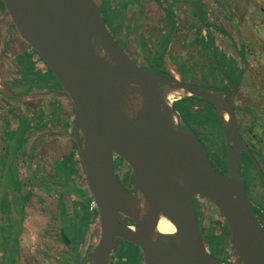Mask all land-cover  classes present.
<instances>
[{
	"label": "water",
	"instance_id": "obj_1",
	"mask_svg": "<svg viewBox=\"0 0 264 264\" xmlns=\"http://www.w3.org/2000/svg\"><path fill=\"white\" fill-rule=\"evenodd\" d=\"M0 1L73 106V139L100 223L84 264H105L117 239L139 247L144 264H228L199 235L196 197L212 203L226 221L231 264H264V219L244 188L242 152L264 176L240 132L234 84L228 95L141 66L111 34L95 0ZM184 98L202 99L219 117L224 173L175 109L173 103ZM115 157L133 171L132 192L115 174ZM161 218L173 232L158 229ZM60 234L68 244L63 229Z\"/></svg>",
	"mask_w": 264,
	"mask_h": 264
},
{
	"label": "rangeland",
	"instance_id": "obj_2",
	"mask_svg": "<svg viewBox=\"0 0 264 264\" xmlns=\"http://www.w3.org/2000/svg\"><path fill=\"white\" fill-rule=\"evenodd\" d=\"M130 1L136 3L134 0ZM166 1L168 4V7L164 10L166 16H164L161 24L157 27L161 28V31L158 43L153 45V53H148L142 48L144 43L152 42L144 32L138 35L140 40L138 39L134 42H131L129 39L126 42L125 38L127 36L118 35L121 26L122 29L124 27L127 30H138L137 27L140 24L136 22L134 17L126 19L128 0H102L99 6L111 34L129 55H131V45L142 48L141 53L147 56L144 55L146 59L138 62L145 68L165 73V64H171L183 75L182 79L184 82L194 85H206L210 83V80L215 85L218 79L226 82L228 77L236 81L239 85L241 75L245 73L244 78L248 84L249 91L246 89L243 92L239 91L236 99L238 105L236 111L237 119L240 123L245 122V128L251 118L239 106L241 102L244 103L241 100L242 94L245 97L249 95L247 99H258L264 104V0L228 1V13L233 14V16L231 15L232 20L225 21V19L222 20V17L218 16V21H216L214 24L215 27L213 28L216 32L214 36L216 42L214 44L211 41L199 43L198 39H196L198 35L195 28L187 23L186 19L182 18L181 15L186 14L188 15L187 19L189 18L192 21V25H196L198 19L196 20L193 16V6L189 7L187 3H181L182 0ZM198 2L199 0H195L192 3L197 7ZM220 3H224V5L222 4L223 6L226 4V2L222 1H219ZM136 4L137 6L139 5V3ZM209 7L212 8L211 6ZM203 18H200V21L198 20L200 24L204 22ZM176 21L178 25H176ZM133 22L136 23L135 27L133 26ZM208 27L211 28L210 25ZM140 28L139 30H141ZM236 28L239 32L238 37L236 36ZM185 29L186 33H184ZM176 31H179L177 34L179 37L178 40L180 42L184 40L188 45H185L179 57L176 58V63H170L171 57H167L168 46L174 40ZM192 39L195 41H191ZM224 43L227 45L224 46ZM28 48V44L20 38L15 27L12 26L6 10L2 8L0 3V209L3 210L2 218L4 222L6 219L5 215L9 209L13 210L16 215V219L12 225H7L6 235L3 239L5 247L13 251L16 247L14 241L23 214L20 204L22 200L19 201L22 198L19 197L22 182L16 175V170L23 178H25L24 176L29 171L33 173L35 170L39 171L38 174L52 177L54 174L52 166L55 159L66 155L73 148L72 137L69 133L65 135L62 128L56 127L42 130L35 125L37 110L40 108L47 110L49 103L45 101L49 98L42 100L43 97L40 96V93L44 92V90H36L33 85H36L35 82L38 79H47L50 76L47 74V68ZM25 50H28L27 53L22 55ZM18 55L21 56L22 60L18 58ZM246 56L248 59L247 62L244 58ZM192 60H194V63ZM210 64L215 67H212ZM245 65L246 67H244ZM62 95L68 99L67 96ZM195 102L194 99L184 98L175 101L173 105L183 121L188 126L197 130L202 141L206 144L208 142L211 149L214 150L213 159L215 161L219 153L223 152L220 151L222 149L221 140L223 138L221 121L212 107ZM68 105L69 107L71 106V104ZM262 111V115H264V110ZM45 115L47 116L46 112ZM23 116L31 120L30 123H26L23 120ZM51 125L53 123L49 124V126ZM254 126L255 138L258 140L262 133L259 130L261 124H255ZM26 131L28 133V139L26 136L27 133H25ZM115 165L120 176V181L125 187H128L130 185V167L119 158H115ZM250 167L253 170L255 168L252 165ZM217 168L218 171H222L221 167L218 166ZM60 170L67 178L73 176L72 169L66 163L61 164ZM43 179L46 180L45 177ZM69 180L71 179L68 178ZM40 182L43 181L41 180ZM71 185L73 186L70 189L75 190L73 187L76 184L72 183ZM249 185L250 182L248 180L247 190L249 195L251 197L254 196L256 201L264 208L263 179L262 181L259 179L256 189H253L254 191ZM23 188L26 193L27 200L25 205L28 211L25 223L27 225L30 224L32 228H30L32 230L30 234L33 235L34 240H44L46 234H53L54 239H56L55 256L56 258L58 256V260L54 258V264H72L71 259L65 258L67 256L61 254L62 252H66L69 256L67 249L59 242L58 228L60 227V222L63 224L66 223L64 225L66 227L65 233L71 242V249L73 252H77V249L81 247V239H83L81 237L83 229L85 228L84 226L86 225L85 217L83 216L84 218L81 221L79 220L75 224L76 226H73L69 221L65 222V217L61 211L62 209L58 207L57 194H52L51 196L40 194V191L37 190L35 185L27 179L24 180ZM39 195H42L44 198ZM76 197V195H72L66 198V203L72 211V215L75 209L71 206V201ZM201 201L203 204L199 209V217L203 233H210L212 230L219 232L224 227L226 228L224 219L216 207L208 200L201 199ZM90 210L93 217L96 218V221L88 229L87 241L83 244L82 255L86 256L89 255L100 236V223L97 211L92 205L90 206ZM34 221L36 222L34 223ZM33 223L34 225H32ZM210 226L214 228L209 229ZM118 241H116L115 245L116 252L106 264H117L116 260L119 261L118 264H141L139 262L141 259L140 251L125 242L119 243ZM29 244H31L29 251L36 249V242L30 241ZM214 245V251L221 254V248H219L221 247L220 242ZM226 248L228 251H231L229 237L226 238ZM230 256L231 259L234 257L232 251ZM36 264L45 263L43 259L38 258ZM75 264L81 263L76 261Z\"/></svg>",
	"mask_w": 264,
	"mask_h": 264
},
{
	"label": "flooded vegetation",
	"instance_id": "obj_3",
	"mask_svg": "<svg viewBox=\"0 0 264 264\" xmlns=\"http://www.w3.org/2000/svg\"><path fill=\"white\" fill-rule=\"evenodd\" d=\"M2 8L5 9V7L3 5H2ZM204 10H205V3H204V0H203L201 12H200V18H203V16H204ZM196 12H197V7L194 6L193 7V16L197 20L198 18H196ZM201 14H203L202 17H201ZM203 20H204V18H203ZM203 23H204V25L207 24V23H205V20H204ZM207 25H205V26H207ZM12 26L14 27L13 24H12ZM207 27H206V29H207ZM208 29H209V27H208ZM208 33L211 36L210 37V40L213 43L214 42V36L211 35V32H208ZM238 33L239 32L237 31V35H236L237 37H238ZM117 39H118V37H117ZM28 47H29V45H28ZM135 48L136 47L133 46V45H131V47H130V49H131L130 50L131 51V55H130L131 58H133L137 62L138 61H142V59H139V57H137V55L134 54L135 53L134 52L135 51L134 50ZM28 50H31L39 58V56L37 55V53L34 52V50H32L31 47H29ZM28 50H25L24 53L26 54ZM22 55H24V54H22ZM20 59H21V56H20ZM39 61L48 70V67L42 61L41 58H39ZM165 73H163V74H165ZM167 74H169V73H167ZM179 80L184 81L182 78H180ZM217 81L218 82L215 85H213V83H212L213 81L210 80V83H207L206 85H202V86H209V87H212V88H215V89L224 91L228 95H231L232 89H233V84H234L235 87H236V92H235V98H234L233 105H234V109H235V113H236L237 108H238V105L236 103V99H237V93L239 92V89H240L239 88L240 87V84L238 85L236 83V81H234L233 79H230L229 77L227 78L226 82H222L220 79H218ZM50 83H53V82H50ZM57 89L59 91H61L62 94H64L65 96H67L66 93L62 89H59V88H57ZM67 98L69 99V97H67ZM194 100L196 101L195 103H201L202 105H207V106H210L211 107V105L209 103L204 102L202 99H194ZM256 100H258V99L252 98L251 100L248 99V101L244 100V103L241 102V105L239 104V106H241L242 111L246 115L250 116L251 119H250L249 123L247 124V126L245 128H244L245 122L244 123H240L238 121V123H239V128H240V132H241V135L243 137V140H244L245 144L247 145L250 153L254 157L255 161L257 162V165H258L259 170L261 171V173L264 176V118H263L264 115H262V113H263L262 110H264V104L261 101H259V100L256 101ZM69 101H70V99H69ZM70 103H71V101H70ZM236 116H237V114H236ZM45 118L46 117L42 113H40V112L38 113V111H37L36 123H35L36 127L40 128L41 125H42V127L43 126L46 127V125H48V122H47V119H45ZM259 123L261 124V126H259V130H261L262 133H261L260 137L257 140L255 138L256 137V133L254 131V129H255V126L254 125L255 124L260 125ZM190 128L193 130V132L199 138V140L202 142V144L205 146V148H207L208 153H209V156H210V160L214 164L215 168L218 170V168L216 167V165L214 163V159H213L214 150L211 149V147L209 146L208 142L206 144L204 141H202V139L198 135V132H197V130L195 128H193V127H190ZM71 132H72V127H71ZM115 158L117 159L119 157H115ZM248 160H250V162H252V164L254 165V167H255L256 170H253L250 167L251 163ZM77 161H78V164L80 165V169H81L80 172H81L82 185L85 187L84 191L83 190L82 191L79 190L78 189V186L76 185L75 188H77V191L70 192V189H69V187H71L69 185V181L70 180L68 181V184L66 186L67 187L66 189H58V187H57L58 185L55 182H53V181H55L57 179L56 178V175H55V172H54V174H53L52 177H48V176H45V175H42V174H38L39 173L38 170H35V172H33V173L29 171V173H27V175L24 176L25 178H23V177H21L18 174V172L16 170V175L19 177V179L22 182L21 189L19 191V194H20L19 197H22V198L19 199V201L22 200V203L20 202V204L22 206L21 207V210H22L23 214H22V218L20 219V227H19L18 233L16 234L15 241H14L16 247H15V250L13 251V250H9L8 248L5 247V245L3 244V239L5 238V235H6L5 231H6L7 225H12L13 221L16 219V215L14 214V211L13 210L9 209L8 213H6V215H5V218L6 219H5V222H4V220L2 218V214H3L2 211L3 210L0 209V223H1V225H0V252H2V255H3V256H0V264H36V262H38V258L43 259V262L45 264H54L55 263V260H58L57 259L58 256H57V258L55 256V253H56L55 252L56 251V249H55L56 248V239H54L55 237H54L53 234L52 235H50L49 233L46 234V238L44 240L37 239L36 240V244H37L36 245V249H32L30 251L28 249L26 252L20 249L21 248L20 247L21 237H23V238L24 237H27L28 233H32V232L29 231L28 228H25L24 227V224H23L25 222V220H26L27 212H28L27 211V206L25 205V202H26L27 198H26V193L24 192V188H23V186H24V180L27 179L28 181L32 182L33 185H35V187L37 188V190H39L40 193H43L44 195L51 196L52 194H57L58 195V207L62 209L61 211L63 212V216L65 217L64 218L65 219V222L69 221L70 223L71 222L78 223L79 220L81 221V217L80 218L76 217L75 212H73V215H72L71 214L72 211L68 208V205L66 203V198H69L70 197V193H73L74 196L76 195L78 198L76 197V198L72 199L71 206L72 205L73 206L74 205H77L78 206L77 209H82V207L84 208L85 205H86V197L88 196L87 195V192L89 191L88 183H87V180H86L84 171L82 169L80 156H77ZM114 169H115V174H116L117 178L119 179L120 176H119V174L117 172V167L115 165V159H114ZM130 169H131V167H130ZM219 172L224 173L225 171H219ZM247 175H249L248 178H247ZM43 177H45L46 180H44ZM75 178H74L75 181H73V182L76 184V181L78 182L79 179L77 180ZM259 179H260V181H262V177H261V175H260L257 167L255 166L254 162L252 161V159L247 154H245L244 152H242V180H243V183H244V188H245V191H246L248 197L251 199V207H252V209L255 212L259 213V218H260V220H262V219H264V213H263L264 208H263V206L261 204L258 203V201H256V199L254 198V196L251 197L249 195L248 190H247L248 180L250 182L249 187L251 186V189L253 190V189H256V186L259 183ZM41 180L43 182H40ZM119 181H120V179H119ZM128 187H126V188L130 192H132L133 189H134V178H133V171H132V169H131V175H130V185H128ZM90 195H91V193H90ZM42 198H44V197H42ZM91 198H92V196H91ZM201 199L206 200V199H204L202 197H196L194 199L196 222H197V227H198L199 235H200L201 239L203 240L204 244L207 246L209 252L213 256L218 257V258L223 259V260H225L226 258H228L225 261L228 264H231L232 261H233V258H234L233 257L231 259V256H230V253L232 251L231 246H230L231 251H228L227 248H226V245H224V247H223L224 249L222 250V252H220L221 254L216 253L214 251V249L212 248V246L210 245V243L207 241L208 232L207 233H203V230L201 228V221H200V217H199V209L201 208V206L203 204L202 201H201ZM72 202H73V204H72ZM91 203H92V201L90 202L89 207L91 206ZM64 206H65V208L67 207V209H63ZM80 212H81V214L79 213L80 216H82V215L84 216V213H82L81 210H80ZM91 215H92V213H91ZM120 220L122 222L128 221L127 218H122V217H120ZM58 222H60V221H58ZM224 222H225V226H226L227 230L229 231V227H228V225H227V223H226L225 220H224ZM60 223H61L60 224V227L58 228L59 242L62 244L63 247H65L67 249V252L69 253V256L67 255L66 252H62L61 254H63V256H67L65 258L71 259L72 264H75L76 261L78 263H82L83 260L86 261L87 260V257L89 255L88 256L82 255V248H83V244L87 241V231L88 230L86 231L85 236L82 239L81 247L79 249H77V252L76 251L73 252V250L71 249V242L69 241V243L66 244L64 242L63 238L61 237V234H60V229H63V231L65 232V228L66 227L64 225L66 223L65 224H63L62 222H60ZM128 223L132 224V221L129 220ZM49 226H50V224H49ZM211 227L212 226H210L209 229ZM226 228L224 227L223 229L226 231ZM43 237H44V234H43ZM7 238H8V236H7ZM116 241H118L119 243L125 242L126 244H129L132 247H134V246L137 247L135 244H133L131 242H128L126 240H123V239H117ZM116 241H115V244H114V248L112 250V253L109 256V258L106 261V263H108V261L111 258V256L116 252V249H115ZM229 243H230V240H229ZM225 244H226V242H225ZM131 246H130V248H132ZM136 249H138V251H140L139 247H137ZM140 255H141V259H140L139 262L141 264H144V260H143L141 251H140ZM54 258H55V260H54ZM85 261H84V263H85ZM116 261H117V264H118L119 261L118 260H116Z\"/></svg>",
	"mask_w": 264,
	"mask_h": 264
},
{
	"label": "crops",
	"instance_id": "obj_4",
	"mask_svg": "<svg viewBox=\"0 0 264 264\" xmlns=\"http://www.w3.org/2000/svg\"><path fill=\"white\" fill-rule=\"evenodd\" d=\"M98 4L101 3L102 0H95ZM115 1V0H114ZM136 1V3H139V5L137 6V4L135 2H131L130 0H128V7H127V12H126V19H131V18H135L136 22L140 23L139 26L137 27L138 30L134 29V30H127L122 26L119 28V32L118 35L120 36H127L126 41L129 39L131 42L133 41H137L138 35L142 34V32L145 33V35L147 37H149V40L152 42L149 43H144L143 45V49L148 52V53H153V45H156L159 41V34H160V29L161 28H157L159 27V24H161V20L164 18V16H166L165 14V8L168 7L167 5V1L166 0H134ZM195 0H182L181 3H187L189 7H194L195 5L192 3ZM219 1L222 2H226L225 6L224 3H220ZM228 1L230 2L231 0H204L205 3V10H204V20L205 22L211 26V28L206 29V26L204 24H200L197 20L196 25H192V21L188 18L186 14H182V18L186 19L187 23H189L192 27L195 28V31L197 33L198 36H196V39H198L199 43H205V42H210V35L208 32H211V35L215 36V30L213 29L215 27V23L216 21H218V16L222 17V20L225 19V21H229L232 20V16L233 14H229L228 12V7L229 4ZM143 3V4H141ZM223 4V5H222ZM140 6V7H139ZM209 6H211L212 8H210ZM222 6V7H221ZM227 11V13H226ZM231 11V10H230ZM250 12V11H248ZM232 15V16H231ZM210 16V17H209ZM235 22V20H234ZM133 26H136V23L133 22ZM127 25H129L127 23ZM176 25H178L177 21H176ZM139 27H141L139 30ZM183 30V29H182ZM237 30V28H236ZM238 31V30H237ZM166 32V30H165ZM179 32V31H178ZM178 32H175V38L173 41H171L169 43V49H168V54L167 57L170 58V63H176V58L179 57V54L181 53V51L183 50V48L185 47V45L188 43L185 42L184 40H182L181 42L178 40ZM184 33H186V29L184 30ZM134 36V37H133ZM137 36V37H136ZM212 36V37H213ZM140 40V39H139ZM224 40V39H222ZM191 41H195V40H191ZM214 42H216V39L214 37ZM213 42V44H214ZM208 44V43H207ZM224 46H226L227 44L224 43ZM206 46V44H205ZM142 48L140 46L136 47L134 50V54H136L139 59H146L144 55L146 54H142ZM22 54H25L24 52ZM147 56V55H146ZM18 58H20V56L18 55ZM199 58V57H198ZM245 61L247 62V56L244 57ZM192 62L194 63V60H192ZM139 63V62H137ZM166 65V73H169L170 75H172L173 77H175L176 79H180L182 78V74H180V72H178V70H176V68L174 66H172L171 64H165ZM207 65V64H206ZM212 67H215L214 65L210 64ZM246 67V65L244 66ZM195 74H196V68H195ZM243 75V76H242ZM241 78H240V92H243L245 89L247 91L248 90V84L245 81V73H242ZM246 82V83H245ZM50 87H44L42 89L40 88H36V90H40L44 92L40 93V96L43 97L42 100L46 99L45 102L49 103V108L47 110L44 109H38V113H42L47 119L48 125H46V127H42V125L40 126V129H50V128H62L63 132L65 133V135H67L68 133L71 136V127L73 124V107L72 104L68 101V99L64 98L62 95V92L59 91L56 86H52V83H49ZM48 88V89H47ZM246 92V91H245ZM45 93V94H43ZM49 95V96H48ZM248 96L246 95V97L244 96V94H242V98L241 100L244 102V100L248 101ZM244 99V100H243ZM68 104H71V106L69 107ZM45 112L47 113V116L45 115ZM25 116H23V120ZM54 120V121H53ZM53 123V125L49 126V124ZM29 127V125H28ZM29 129V128H28ZM27 133V131L25 132ZM52 133V132H50ZM27 139H28V133L26 134ZM77 151L74 149V146L72 149H70L68 151V153L66 155H62L59 158L55 159V161L53 162V171L56 172L57 171V167L55 166L57 163L61 162H65V158H69L71 159V168L73 167L74 170L72 171L73 176H71V180L69 181V185H71L72 183H74V176L76 177L75 179H79L78 182L76 181V185L78 186L79 190H83L85 189V187L82 185V180H81V169H80V165L78 164L77 161ZM58 172H61L60 168L58 169ZM75 173V174H74ZM79 183V184H78ZM70 188V187H69ZM75 188V187H73ZM77 191V188L74 189H70V192H75ZM43 194V193H40ZM74 195L73 193H70V196ZM40 197H42V195H39ZM73 204V202H72ZM73 206V205H72ZM63 209H67V207L65 208V206L63 207ZM73 209H75L73 207ZM81 214V212H79ZM96 221V218L93 217V214L90 216V224L88 226V229L91 228L94 224V222ZM36 221H34L35 223ZM31 223V222H30ZM34 223L32 225H34ZM25 228H28L30 232H32V230H30V224L27 225L25 222L23 223ZM1 225V223H0ZM32 229V228H31ZM31 242H36V240H34L33 235H30V233H28L27 237H21V243H20V249L23 251H27L29 249V246H31V244H29ZM31 249V248H30ZM22 252V251H21ZM0 256L2 255V252H0Z\"/></svg>",
	"mask_w": 264,
	"mask_h": 264
},
{
	"label": "trees",
	"instance_id": "obj_5",
	"mask_svg": "<svg viewBox=\"0 0 264 264\" xmlns=\"http://www.w3.org/2000/svg\"><path fill=\"white\" fill-rule=\"evenodd\" d=\"M1 2V1H0ZM1 4L3 5V3L1 2ZM4 6V5H3ZM202 15L203 14H201V17H202ZM200 21V20H199ZM205 25H207V24H205ZM208 26V25H207ZM206 26V27H207ZM32 49V48H31ZM33 50V49H32ZM35 52V51H34ZM25 55V54H24ZM40 58V57H39ZM47 74L50 76V77H47V79H43V78H40V79H38L35 83H36V85H33V87L34 88H40V89H42V88H44V87H50V85H49V83L50 82H53L52 84V86H56V88H59V89H62L61 88V86L58 84V82L56 81V79L54 78V76L52 75V73L50 72V70L48 69V71H47ZM239 83H240V80H239ZM48 89V88H47ZM68 97V96H67ZM25 119H24V121L26 122V123H30V120L28 119H26V117H24ZM71 137H72V141H73V146H74V148L76 149V151H77V155L79 156V152H78V150H77V146H76V143H75V141H74V139H73V135H72V132H71ZM223 137V136H222ZM221 142H222V149L220 150V151H223V152H220L219 153V155L217 156L218 158H215V161H214V163H215V165H216V167H221L222 168V171H225L226 170V162H225V147H224V140H223V138H222V140H221ZM120 159V158H119ZM65 162H59V163H57L55 166L57 167V171L55 172V175H56V180L55 181H53V182H55L58 186V189H66L67 187V184H68V178H70L71 179V177H66L62 172H58V169L60 168V166H61V164L62 163H66L67 164V166H69V168H71V159H69V158H65ZM249 162H250V160H248ZM251 163V165L254 167V165L252 164V162H250ZM72 169V171L74 170V168L72 167L71 168ZM254 170H256L255 168H254ZM74 178H75V176H74ZM70 189V188H69ZM87 197H86V205H85V207L83 208L82 207V209H77V205H74L73 207L75 208V214H76V217H78V218H80L81 217V220L85 217V222H86V225L84 226L85 228L83 229V233H82V237L81 238H84V236H85V233H86V231L88 230V226H89V224H90V216H91V210L89 209L90 207H89V204H90V202L92 201V198H91V195H90V192L88 191L87 192ZM80 210L82 211V213H84V217H83V215L82 216H80V214H79V212H80ZM75 224H77V223H74V222H71V225H75ZM76 226V225H75ZM211 229H213V227H211ZM227 237H229V231L227 230V231H225L224 229H222V230H220L219 232H216V230H212L210 233H208V236H207V241L210 243V245L212 246V248L214 249V247H215V243H218V242H220V244H221V247H219V248H221V250H220V252H222V250L224 249L223 247H224V245H226L225 244V242H226V238ZM82 240V239H81ZM135 247V246H134ZM135 248H137V247H135ZM225 259V258H224ZM226 260V259H225ZM84 261L85 260H83V262L81 263V264H83L84 263Z\"/></svg>",
	"mask_w": 264,
	"mask_h": 264
},
{
	"label": "bare ground",
	"instance_id": "obj_6",
	"mask_svg": "<svg viewBox=\"0 0 264 264\" xmlns=\"http://www.w3.org/2000/svg\"><path fill=\"white\" fill-rule=\"evenodd\" d=\"M158 229L163 233H171L174 231L173 226L165 218H161L159 221Z\"/></svg>",
	"mask_w": 264,
	"mask_h": 264
}]
</instances>
